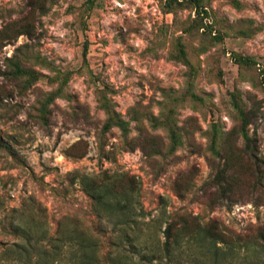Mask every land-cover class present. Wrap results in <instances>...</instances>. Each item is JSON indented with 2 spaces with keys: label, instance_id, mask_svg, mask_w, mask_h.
Here are the masks:
<instances>
[{
  "label": "rangeland",
  "instance_id": "374dc122",
  "mask_svg": "<svg viewBox=\"0 0 264 264\" xmlns=\"http://www.w3.org/2000/svg\"><path fill=\"white\" fill-rule=\"evenodd\" d=\"M203 5L199 23L164 0H0V264H16L13 244L49 249L60 231L92 235L133 264H211L220 252L242 258L238 240L260 241L264 0ZM15 64L29 75L14 80ZM104 97L126 132L104 130ZM249 109L261 187L242 154ZM221 172L224 193L213 182ZM118 174L136 190L125 212L116 192L118 210L97 208L78 180ZM175 214L235 248L198 238L167 255Z\"/></svg>",
  "mask_w": 264,
  "mask_h": 264
},
{
  "label": "trees",
  "instance_id": "16d2710c",
  "mask_svg": "<svg viewBox=\"0 0 264 264\" xmlns=\"http://www.w3.org/2000/svg\"><path fill=\"white\" fill-rule=\"evenodd\" d=\"M204 0H164V9L167 12H172L174 8L187 7L192 8L196 17L194 22L202 23L204 15H207ZM92 3V0H89ZM14 80L18 79L26 74L21 68L15 64ZM103 110L107 116L104 130L111 128H118L122 132L127 131V123L111 108L109 101L104 97L101 101ZM44 116V114H43ZM240 121V133L243 140L242 154L251 162L253 166V178L255 180L254 186L261 187L259 163L258 158V140L255 134L250 136L247 131V127L253 123L256 118V112L252 109L248 111H241L239 116ZM42 124L46 125V119L40 117ZM225 179V172L218 173L214 179V186L218 187L221 193L223 191V185ZM79 183L83 187V190L94 202V205L101 209L102 207L113 205L117 209V205H121L120 201L113 200V193L123 198L124 201H129L127 206H124L123 210L128 211L130 206V200L133 198L136 190L133 187V180L127 175H116L108 178L105 181L98 180L97 178H90L87 176H80L78 178ZM117 197V196H116ZM121 210V212H123ZM172 221L167 225L164 231V250L167 255L171 256L172 251L180 250L186 245L193 244L198 238L207 240L213 247L218 248V245H224L226 248L233 250L235 242L228 241V239L214 231L212 226H200V224H194L195 230H188L187 223L192 221L193 218L185 214H175L172 217ZM196 218H194L195 220ZM73 234L76 232H72ZM69 231H60L57 238H51V248L47 249L43 246L37 245V250H29V245L25 247L20 243H15L7 251L14 253L13 261L16 264H133L132 259L125 257L122 252L116 249L117 244L113 243L116 250L107 251L104 253L103 245L99 239L92 235L83 233L79 236L72 235ZM244 246L245 252L242 258L235 257L233 252H220L221 258L218 259L217 255L213 254L211 264H264V252H249L250 249H254L255 246L264 250V233H260V241L253 240L251 238L245 240H238L239 243ZM237 246V245H236ZM239 246V245H238ZM9 253V252H8ZM256 253L257 258L253 256ZM254 259V260H253Z\"/></svg>",
  "mask_w": 264,
  "mask_h": 264
}]
</instances>
